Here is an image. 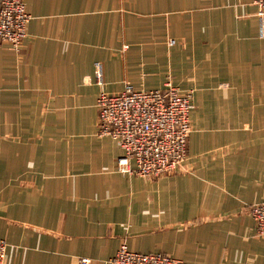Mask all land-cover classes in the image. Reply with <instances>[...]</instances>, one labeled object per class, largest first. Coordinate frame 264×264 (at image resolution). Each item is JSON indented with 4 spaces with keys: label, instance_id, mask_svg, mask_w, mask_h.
<instances>
[{
    "label": "crops",
    "instance_id": "1",
    "mask_svg": "<svg viewBox=\"0 0 264 264\" xmlns=\"http://www.w3.org/2000/svg\"><path fill=\"white\" fill-rule=\"evenodd\" d=\"M0 47V264H110L120 244L190 264H264V36L253 0H22ZM102 83L95 78L96 65ZM191 92L187 157L118 169L101 91ZM134 167V162H131Z\"/></svg>",
    "mask_w": 264,
    "mask_h": 264
},
{
    "label": "built area",
    "instance_id": "2",
    "mask_svg": "<svg viewBox=\"0 0 264 264\" xmlns=\"http://www.w3.org/2000/svg\"><path fill=\"white\" fill-rule=\"evenodd\" d=\"M264 36V0H253ZM22 0H0V47L4 43L16 48L26 35L30 20ZM96 81L102 83L100 66ZM97 134L113 138L120 149L118 169L141 177L157 178L178 169L187 157V140L191 132V92L181 93L169 81L161 90H135L127 85L119 93L101 91L96 100ZM134 162V167L131 166ZM255 234L264 238V200L249 207ZM7 244L0 239V263L5 260ZM110 264H190L163 253H140L122 242ZM78 264H91L81 257Z\"/></svg>",
    "mask_w": 264,
    "mask_h": 264
}]
</instances>
